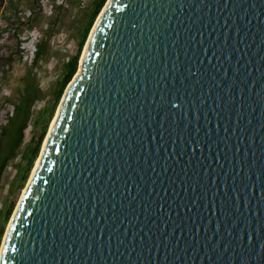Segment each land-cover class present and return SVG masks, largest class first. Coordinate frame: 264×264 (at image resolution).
<instances>
[{
    "label": "water",
    "instance_id": "water-1",
    "mask_svg": "<svg viewBox=\"0 0 264 264\" xmlns=\"http://www.w3.org/2000/svg\"><path fill=\"white\" fill-rule=\"evenodd\" d=\"M0 264H264V0H107Z\"/></svg>",
    "mask_w": 264,
    "mask_h": 264
},
{
    "label": "rangeland",
    "instance_id": "rangeland-1",
    "mask_svg": "<svg viewBox=\"0 0 264 264\" xmlns=\"http://www.w3.org/2000/svg\"><path fill=\"white\" fill-rule=\"evenodd\" d=\"M92 1L0 0V63L9 60V65L0 68V126L5 123L6 116L11 113L13 104L23 92L28 76L33 78L41 94L39 103L33 109V119L50 106L62 64L72 55L78 43L80 33L92 11ZM37 45L42 54L33 65L30 57L31 53L36 51ZM57 108L48 121L46 134ZM31 129L32 122L27 129L24 143L29 140ZM36 161L37 159L23 184L18 181L19 170L23 165L18 156L7 164L3 172L0 180V225H3L0 249L10 219ZM12 199H15L16 205L10 218L4 222V212Z\"/></svg>",
    "mask_w": 264,
    "mask_h": 264
},
{
    "label": "trees",
    "instance_id": "trees-1",
    "mask_svg": "<svg viewBox=\"0 0 264 264\" xmlns=\"http://www.w3.org/2000/svg\"><path fill=\"white\" fill-rule=\"evenodd\" d=\"M105 2L106 0L92 1V11L88 15L87 22L80 33L78 43L72 55L62 64L60 78L55 85L51 104L48 108H44L41 113H38L35 119H33V109L39 103L41 94L32 77L28 76L25 79L23 92L13 104L11 113L6 116L5 123L0 126V180L7 164L16 156L19 157V161L23 164L22 167L19 165L18 181L23 184L27 180L39 155L47 131L48 121L52 118L66 86L77 71L88 33ZM41 54L42 51L37 45L32 60L33 65L39 60ZM5 65H9V60L6 59L2 64L0 63V68ZM31 122L33 123V129H31L29 140L24 143L26 132ZM15 205V199H12L4 212V222L10 218ZM2 230L3 225H0V236Z\"/></svg>",
    "mask_w": 264,
    "mask_h": 264
},
{
    "label": "bare ground",
    "instance_id": "bare-ground-1",
    "mask_svg": "<svg viewBox=\"0 0 264 264\" xmlns=\"http://www.w3.org/2000/svg\"><path fill=\"white\" fill-rule=\"evenodd\" d=\"M52 122H53V120H52ZM52 122H51V124H52ZM51 126V125H50ZM49 129H50V127H49ZM48 133V132H47ZM46 136H47V134H46ZM46 136H45V138H46ZM45 138H44V141H45ZM44 141H43V143H44ZM43 146V145H42ZM37 162V161H36ZM36 164V163H35ZM32 173V172H31ZM23 193V192H22Z\"/></svg>",
    "mask_w": 264,
    "mask_h": 264
},
{
    "label": "built area",
    "instance_id": "built-area-1",
    "mask_svg": "<svg viewBox=\"0 0 264 264\" xmlns=\"http://www.w3.org/2000/svg\"><path fill=\"white\" fill-rule=\"evenodd\" d=\"M33 52H34V51H33ZM33 52L31 53L32 55L29 54V55H31L30 60H33V58H32V56H34V53H33Z\"/></svg>",
    "mask_w": 264,
    "mask_h": 264
}]
</instances>
